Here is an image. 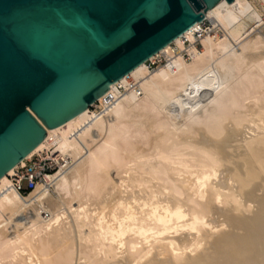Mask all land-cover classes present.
Listing matches in <instances>:
<instances>
[{
	"label": "bare ground",
	"instance_id": "bare-ground-1",
	"mask_svg": "<svg viewBox=\"0 0 264 264\" xmlns=\"http://www.w3.org/2000/svg\"><path fill=\"white\" fill-rule=\"evenodd\" d=\"M209 10L0 175V264H264V0Z\"/></svg>",
	"mask_w": 264,
	"mask_h": 264
},
{
	"label": "water",
	"instance_id": "water-1",
	"mask_svg": "<svg viewBox=\"0 0 264 264\" xmlns=\"http://www.w3.org/2000/svg\"><path fill=\"white\" fill-rule=\"evenodd\" d=\"M217 1L0 0V175Z\"/></svg>",
	"mask_w": 264,
	"mask_h": 264
},
{
	"label": "built area",
	"instance_id": "built-area-1",
	"mask_svg": "<svg viewBox=\"0 0 264 264\" xmlns=\"http://www.w3.org/2000/svg\"><path fill=\"white\" fill-rule=\"evenodd\" d=\"M155 62V59H149L148 62ZM151 65L150 63H148ZM100 103V101H99ZM92 103L90 106L92 107ZM60 169L59 159L53 152H36L30 158H26L25 162L16 166V169L11 178L14 187L21 193H29L32 191L38 182H45L51 187V182L47 180V175H55Z\"/></svg>",
	"mask_w": 264,
	"mask_h": 264
},
{
	"label": "rangeland",
	"instance_id": "rangeland-1",
	"mask_svg": "<svg viewBox=\"0 0 264 264\" xmlns=\"http://www.w3.org/2000/svg\"><path fill=\"white\" fill-rule=\"evenodd\" d=\"M206 22V24L207 25H209L210 24V20H206L205 21ZM187 44H189V43H187ZM187 55V54H186ZM188 56V55H187ZM148 63H150L151 65H149L148 64V66L151 68V70H154V69H156L157 67H159L160 65H162V64H164V58H160V56H157V58H155V62L153 61V62H148ZM97 103H99V101L97 102ZM92 108H97V105L96 104H94L93 106H92ZM28 193V192H27ZM26 194V193H25Z\"/></svg>",
	"mask_w": 264,
	"mask_h": 264
}]
</instances>
